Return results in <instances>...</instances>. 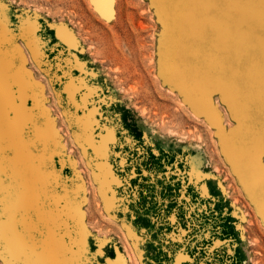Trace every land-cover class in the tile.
<instances>
[{
	"label": "rangeland",
	"instance_id": "1",
	"mask_svg": "<svg viewBox=\"0 0 264 264\" xmlns=\"http://www.w3.org/2000/svg\"><path fill=\"white\" fill-rule=\"evenodd\" d=\"M109 1L0 0V264H264V0Z\"/></svg>",
	"mask_w": 264,
	"mask_h": 264
},
{
	"label": "bare ground",
	"instance_id": "2",
	"mask_svg": "<svg viewBox=\"0 0 264 264\" xmlns=\"http://www.w3.org/2000/svg\"><path fill=\"white\" fill-rule=\"evenodd\" d=\"M92 2H93V5H94V7L97 9V10H99V12H101V13H103L104 12V10H105V7H107V6H110V1L109 0H92ZM112 2H113V0H112ZM28 28H29V31H33V29H34V23L33 22H29L28 23ZM58 30L60 31V33H61V35L60 36H63V40L65 41V42H72L73 41V37L68 33V31L64 28V27H62L61 29L58 27ZM58 34V33H57ZM59 36V37H60ZM61 38V37H60ZM62 39V38H61ZM34 47V49H37V44L36 43H34V45H33ZM6 92V89H4V87H2L1 89H0V94H2V96H5V92ZM7 94V93H6ZM1 96V95H0ZM3 102H5L4 103V106H3ZM10 104V101H9V98H8V96L6 95L5 96V98L3 97V100L1 99V104H0V113H2L3 111H2V109L5 107V105L7 106V105H9ZM24 104V103H23ZM9 106H11V108L14 110V112L16 113V114H18V112H21L20 111V106H18V105H13V104H10ZM22 106V105H21ZM9 108V107H8ZM22 109V108H21ZM3 114H4V112H3ZM1 117H2V115H1ZM15 120V119H14ZM12 123V122H11ZM8 125V124H7ZM12 125V124H11ZM4 128V127H3ZM110 135H111V133L109 132V137H110ZM15 234V235H14ZM14 238L16 239V233L14 232ZM16 236V237H15ZM19 236V235H18ZM12 238H13V236H12ZM12 238H11V240H12ZM20 238V237H19ZM14 239V240H15ZM13 240V241H14ZM18 240V239H17ZM16 240V241H17ZM20 240H21V238H20ZM18 243H19V241H18ZM16 244V243H15ZM118 258H119V256H118ZM111 264H115V262H113V263H111Z\"/></svg>",
	"mask_w": 264,
	"mask_h": 264
}]
</instances>
